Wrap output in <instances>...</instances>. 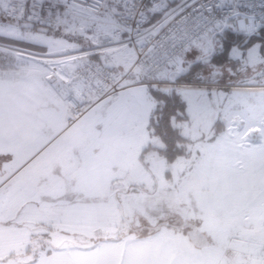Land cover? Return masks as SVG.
<instances>
[{"label": "snow or ice", "instance_id": "6c2138e0", "mask_svg": "<svg viewBox=\"0 0 264 264\" xmlns=\"http://www.w3.org/2000/svg\"><path fill=\"white\" fill-rule=\"evenodd\" d=\"M121 229L137 264H264V0H0V264Z\"/></svg>", "mask_w": 264, "mask_h": 264}, {"label": "crops", "instance_id": "0c3cea01", "mask_svg": "<svg viewBox=\"0 0 264 264\" xmlns=\"http://www.w3.org/2000/svg\"><path fill=\"white\" fill-rule=\"evenodd\" d=\"M126 236L119 239H111L100 242L98 245H105L106 249L102 256H91L94 249L79 248L75 250L82 259L90 260L92 264H137L144 254L143 250L129 247L124 241Z\"/></svg>", "mask_w": 264, "mask_h": 264}, {"label": "rangeland", "instance_id": "374dc122", "mask_svg": "<svg viewBox=\"0 0 264 264\" xmlns=\"http://www.w3.org/2000/svg\"><path fill=\"white\" fill-rule=\"evenodd\" d=\"M133 228H134V226H133ZM134 230H135V228H134ZM139 233L137 232V235H138ZM113 235H114V240L115 239H119L120 237H123V236H126V234H125V230L124 229H121V230H119V231H116L115 233H113ZM100 242H103L102 240H97V241H95L94 243L96 244V245H98ZM99 246V245H98ZM82 248H84V249H89V250H91L92 248H87V247H82ZM77 250V249H76Z\"/></svg>", "mask_w": 264, "mask_h": 264}]
</instances>
